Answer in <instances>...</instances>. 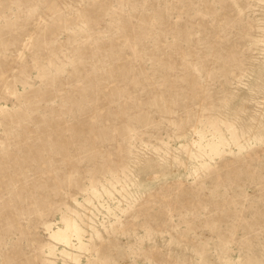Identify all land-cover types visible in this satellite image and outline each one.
I'll use <instances>...</instances> for the list:
<instances>
[{"label": "rangeland", "instance_id": "rangeland-1", "mask_svg": "<svg viewBox=\"0 0 264 264\" xmlns=\"http://www.w3.org/2000/svg\"><path fill=\"white\" fill-rule=\"evenodd\" d=\"M0 264H264V0H0Z\"/></svg>", "mask_w": 264, "mask_h": 264}]
</instances>
